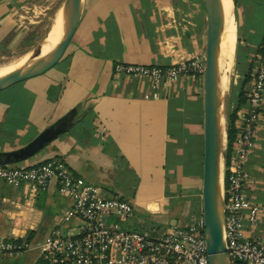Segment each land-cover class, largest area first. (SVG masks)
Wrapping results in <instances>:
<instances>
[{
  "label": "crops",
  "instance_id": "0c3cea01",
  "mask_svg": "<svg viewBox=\"0 0 264 264\" xmlns=\"http://www.w3.org/2000/svg\"><path fill=\"white\" fill-rule=\"evenodd\" d=\"M30 1L38 0H0V53L29 42L19 21ZM233 4L234 70L237 58L241 61L230 95L243 81L249 92L264 42V0ZM206 33L204 0H85L56 74L0 91V151L25 145L80 106L82 118L73 128L32 158L11 165L63 158L105 195L134 204L130 228H135L133 219L149 229L186 224L202 206L203 75L186 73L175 83L155 86L148 77L117 75L115 65L169 66L204 56ZM246 170V191L259 207L258 223L246 232L264 240V101ZM72 204L56 181L33 189L0 177V236L29 243L24 251L0 255V264H45L40 257L45 238L55 228L78 223L66 220Z\"/></svg>",
  "mask_w": 264,
  "mask_h": 264
},
{
  "label": "built area",
  "instance_id": "2783aa9c",
  "mask_svg": "<svg viewBox=\"0 0 264 264\" xmlns=\"http://www.w3.org/2000/svg\"><path fill=\"white\" fill-rule=\"evenodd\" d=\"M204 73V56L169 66L117 63L115 73L148 77L155 86L175 83L186 73ZM254 80L247 105L237 110L236 134L232 143L224 138V197L227 250L231 264H264V240L247 234L258 223L259 207L246 191V165L256 146V128L264 101V42L257 55ZM236 105L230 95L229 109ZM0 177L8 184H29L46 188L56 181L61 193L73 204L66 220L78 223L55 228L45 238L40 257L45 264H209L203 207L186 224L171 229L140 230L127 224L134 204L119 196H107L103 189L77 174L63 158L54 157L31 166L0 165ZM24 239L0 236V255L24 251Z\"/></svg>",
  "mask_w": 264,
  "mask_h": 264
},
{
  "label": "water",
  "instance_id": "95a60500",
  "mask_svg": "<svg viewBox=\"0 0 264 264\" xmlns=\"http://www.w3.org/2000/svg\"><path fill=\"white\" fill-rule=\"evenodd\" d=\"M85 0H65L54 19L51 29L39 44L40 53L36 64L24 66L0 75V91L54 68L64 57L73 32L81 17ZM207 14V33L204 55V173L202 207L209 264H231L227 250L226 210L224 197V165L226 151L224 138L228 135L225 123V94L220 86L219 61L224 22L221 0H204ZM61 19V36L50 49L49 37L58 19ZM81 107L75 106L66 114L46 126L25 145L8 151H0V165H11L32 158L61 135L73 128L82 118Z\"/></svg>",
  "mask_w": 264,
  "mask_h": 264
},
{
  "label": "rangeland",
  "instance_id": "374dc122",
  "mask_svg": "<svg viewBox=\"0 0 264 264\" xmlns=\"http://www.w3.org/2000/svg\"><path fill=\"white\" fill-rule=\"evenodd\" d=\"M61 4V0H38V1H30L23 9H21L22 16L20 17L19 23L22 24V28L24 29V42L29 41L23 48L15 51V52H7V53H0V66H5L6 64L9 65L13 63L14 60L18 59L19 57H23L26 59L31 53L36 50V46H38L42 40L44 39L45 35L49 32L54 22V19L59 11ZM39 5H42L39 7ZM63 5V4H62ZM51 46V43H49ZM48 45V44H47ZM235 50V48H234ZM235 56V53H234ZM17 57V58H16ZM12 59V60H11ZM236 63V60L234 64ZM60 62L51 70L46 72V75L54 76L56 74V70L60 69ZM234 64L230 73V83L229 87L231 86L232 79L234 78V73L236 72V68L234 70ZM238 66V64H237ZM20 68V67H18ZM16 68V69H18ZM14 69V70H16ZM58 74V73H57ZM59 75V74H58ZM25 82V81H24ZM22 86V83L20 84ZM45 90L46 85L43 84ZM29 101V98L26 99ZM229 102H230V88L228 92L225 94V113L227 115L225 123H228V109H229ZM198 212V211H197ZM77 220V219H75ZM136 220H132V226L140 229L145 230L149 229L147 227H141L135 223Z\"/></svg>",
  "mask_w": 264,
  "mask_h": 264
},
{
  "label": "bare ground",
  "instance_id": "6f19581e",
  "mask_svg": "<svg viewBox=\"0 0 264 264\" xmlns=\"http://www.w3.org/2000/svg\"><path fill=\"white\" fill-rule=\"evenodd\" d=\"M222 4V17L224 22L222 42H221V57L219 61V73H220V86L224 94L228 92L230 83V73L234 64V11L233 0H221ZM61 36V19L59 17L57 24L55 25L53 32L49 37V43L55 44L58 42ZM50 44L44 47V52L50 49ZM31 55L26 59L19 57L14 60L13 63L5 66H0V75H4L12 72L18 67H33L39 57L40 47L36 46ZM17 58V57H16ZM12 60V59H11Z\"/></svg>",
  "mask_w": 264,
  "mask_h": 264
},
{
  "label": "trees",
  "instance_id": "16d2710c",
  "mask_svg": "<svg viewBox=\"0 0 264 264\" xmlns=\"http://www.w3.org/2000/svg\"><path fill=\"white\" fill-rule=\"evenodd\" d=\"M240 58H237V64L238 66L236 67V70H239V64H240ZM252 68V67H251ZM251 69L249 68L248 70V74L246 75L247 78L248 76L250 75ZM245 81L242 82L241 86L238 88V90L235 92V95L234 93L232 94L233 95V98L235 97L236 101H235V105H236V109L235 110H231L228 112V135H229V143H232V141L234 140V137H235V134H236V128L234 127V121H235V118H236V113H237V110L242 108L244 106V104L246 103L247 101V91L245 90Z\"/></svg>",
  "mask_w": 264,
  "mask_h": 264
}]
</instances>
